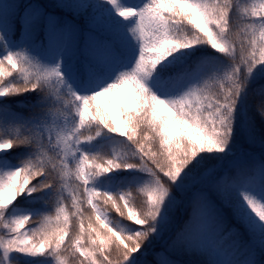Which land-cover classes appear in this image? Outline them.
Instances as JSON below:
<instances>
[{
	"label": "snow or ice",
	"instance_id": "snow-or-ice-1",
	"mask_svg": "<svg viewBox=\"0 0 264 264\" xmlns=\"http://www.w3.org/2000/svg\"><path fill=\"white\" fill-rule=\"evenodd\" d=\"M0 264H264V0H0Z\"/></svg>",
	"mask_w": 264,
	"mask_h": 264
},
{
	"label": "trees",
	"instance_id": "trees-1",
	"mask_svg": "<svg viewBox=\"0 0 264 264\" xmlns=\"http://www.w3.org/2000/svg\"><path fill=\"white\" fill-rule=\"evenodd\" d=\"M113 215H115L114 213H113ZM117 219H119L118 217H117ZM159 249L157 248V249H154L153 251H158ZM155 259V257L152 255V254H150L149 255V257H148V260L151 262V261H153Z\"/></svg>",
	"mask_w": 264,
	"mask_h": 264
}]
</instances>
